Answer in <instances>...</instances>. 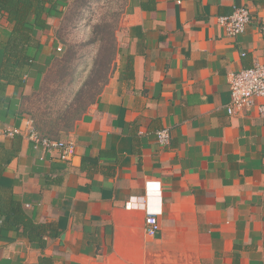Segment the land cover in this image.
<instances>
[{
  "label": "crops",
  "instance_id": "0c3cea01",
  "mask_svg": "<svg viewBox=\"0 0 264 264\" xmlns=\"http://www.w3.org/2000/svg\"><path fill=\"white\" fill-rule=\"evenodd\" d=\"M123 3L110 83L71 132L51 136L75 142L72 159L33 146L23 103L53 54L57 15L27 84L5 88L0 192L11 187L58 235L41 247L9 232L0 264H264V98L228 111L232 76L264 65V0ZM238 6L252 19L234 36L218 16ZM147 204L161 212L156 235Z\"/></svg>",
  "mask_w": 264,
  "mask_h": 264
},
{
  "label": "rangeland",
  "instance_id": "374dc122",
  "mask_svg": "<svg viewBox=\"0 0 264 264\" xmlns=\"http://www.w3.org/2000/svg\"><path fill=\"white\" fill-rule=\"evenodd\" d=\"M38 87L24 97L25 110L44 134L71 132L110 83L117 63V34L124 0H63Z\"/></svg>",
  "mask_w": 264,
  "mask_h": 264
},
{
  "label": "trees",
  "instance_id": "16d2710c",
  "mask_svg": "<svg viewBox=\"0 0 264 264\" xmlns=\"http://www.w3.org/2000/svg\"><path fill=\"white\" fill-rule=\"evenodd\" d=\"M63 5V0H0V103L7 85L23 89L27 84L25 75L34 67L41 47L39 33L49 27V17L62 13ZM0 147H4L1 142ZM10 158L3 156L0 161ZM0 218V243L13 232V238H27L45 247L47 235H58L49 224L36 221L24 209L11 187L0 192ZM37 264L54 263L43 256Z\"/></svg>",
  "mask_w": 264,
  "mask_h": 264
},
{
  "label": "built area",
  "instance_id": "2783aa9c",
  "mask_svg": "<svg viewBox=\"0 0 264 264\" xmlns=\"http://www.w3.org/2000/svg\"><path fill=\"white\" fill-rule=\"evenodd\" d=\"M252 14L248 7L238 6L231 14L218 16V22L221 24L230 35H239L246 30L247 24L251 21ZM231 101L228 106L230 113L243 108L255 105L257 97L264 98V65H256L238 72L232 76L230 82ZM261 116L264 117V102L256 105ZM28 132V138L33 143L35 148H43L46 151L59 150L61 158L69 160L76 154V144L72 140H65L51 136L43 135L34 125ZM170 130L162 128L157 130L156 139L159 144L167 145L170 142ZM156 194L159 189L155 188ZM151 193V190L150 192ZM151 195H148V199ZM160 210L146 205V232L149 235H156L161 226L159 221Z\"/></svg>",
  "mask_w": 264,
  "mask_h": 264
}]
</instances>
